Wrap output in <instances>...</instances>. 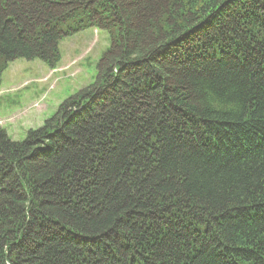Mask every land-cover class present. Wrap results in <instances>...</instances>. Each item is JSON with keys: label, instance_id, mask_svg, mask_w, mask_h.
<instances>
[{"label": "trees", "instance_id": "obj_1", "mask_svg": "<svg viewBox=\"0 0 264 264\" xmlns=\"http://www.w3.org/2000/svg\"><path fill=\"white\" fill-rule=\"evenodd\" d=\"M90 27L95 83L0 128V264H264V0H0V77Z\"/></svg>", "mask_w": 264, "mask_h": 264}, {"label": "rangeland", "instance_id": "obj_2", "mask_svg": "<svg viewBox=\"0 0 264 264\" xmlns=\"http://www.w3.org/2000/svg\"><path fill=\"white\" fill-rule=\"evenodd\" d=\"M56 69L36 58L16 59L1 74L0 128L15 140L42 127L71 96L94 84L98 64L110 47L108 34L90 27L60 43Z\"/></svg>", "mask_w": 264, "mask_h": 264}]
</instances>
